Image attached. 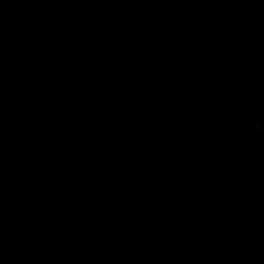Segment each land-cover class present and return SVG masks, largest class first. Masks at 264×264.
I'll list each match as a JSON object with an SVG mask.
<instances>
[{
	"label": "trees",
	"instance_id": "16d2710c",
	"mask_svg": "<svg viewBox=\"0 0 264 264\" xmlns=\"http://www.w3.org/2000/svg\"><path fill=\"white\" fill-rule=\"evenodd\" d=\"M25 1L33 13L0 0V227L11 218L10 200L31 205L6 241L17 264H26L30 252L45 258L53 225L59 227L56 245L67 253L60 264H72L87 241L105 263L104 239L92 218L74 212L86 198L84 185L62 184L57 176L73 169L68 147L27 120L48 129L66 125L102 151L107 123L88 117L101 100L95 87L109 83L108 99L117 102L108 109L136 135L160 113L148 94L165 76L172 107L199 103L206 88L226 96L225 112L203 111V129L174 120L163 137L140 148L147 167L132 182L142 191L161 187L166 201L185 176L189 215L178 221L192 224L224 206L218 226L236 231L246 218L236 208L254 201L257 172L264 169L258 128L264 121V12L232 34L245 11L231 0Z\"/></svg>",
	"mask_w": 264,
	"mask_h": 264
},
{
	"label": "flooded vegetation",
	"instance_id": "af4514ba",
	"mask_svg": "<svg viewBox=\"0 0 264 264\" xmlns=\"http://www.w3.org/2000/svg\"><path fill=\"white\" fill-rule=\"evenodd\" d=\"M112 128L108 124L103 131L102 151L97 152L91 146L90 160L88 157L71 156V148L66 144L65 158L72 162L73 169L57 175L62 184L76 180L84 185L86 198L74 208V212L76 216L92 218L93 228L104 239L106 246L105 264H113L117 259L115 250L120 244L127 246L120 249L118 254L127 257H132L141 246L146 264H166L168 260L176 258L177 263L170 261L169 264H264V169L257 172L261 186L254 201L237 213L246 218L239 219L245 222L239 223L236 231L231 226H218L217 217L226 211V207L222 209L224 206L199 215L192 224L178 221L181 216L189 215L186 204L191 196L189 180L185 176L181 178L179 192L174 198L163 202H172L178 194L187 192L188 197L181 209L171 216L174 221H169L165 216L157 217L143 228L144 214L150 213V198H155L157 194L164 198L163 191L161 187L153 192L142 191L139 185L132 182V175L147 167V163L139 158V150L144 143L127 153L122 147V136L107 141L106 134ZM81 139L90 144L86 139ZM127 157L137 165L130 163ZM115 182H122L123 189L112 190ZM83 208L87 213L82 212ZM100 218L103 222H100ZM152 238L161 241L153 243ZM86 243L91 244L89 241L84 243V252Z\"/></svg>",
	"mask_w": 264,
	"mask_h": 264
},
{
	"label": "rangeland",
	"instance_id": "374dc122",
	"mask_svg": "<svg viewBox=\"0 0 264 264\" xmlns=\"http://www.w3.org/2000/svg\"><path fill=\"white\" fill-rule=\"evenodd\" d=\"M5 1L20 7L26 13H33V9H31L26 4L25 0ZM229 4L239 5L245 11L244 18L239 21L236 27L231 31L232 34L239 33L242 30L246 29L248 25L251 24L252 21L257 17V15L264 12V3H259L255 0H231ZM259 51L264 53V49ZM113 85V83H109L105 88H101L98 86L95 87L96 91L100 94L101 100L95 103L94 109L89 115L88 120H103L107 123V125L111 124L113 128L110 129V133L106 134L107 141L111 140L113 137L122 136V147L127 153L132 152L133 149L141 147L143 143L144 145H142V147H146L156 139L163 137L165 130L171 125L174 120H178L179 122L191 120L194 123V126L198 130H201L203 129L201 115L205 109L210 107H218V110L220 112H225L227 109L226 96L224 94L214 96L210 88H206L204 98L199 103H195L190 106L173 105V107L170 103L169 106V102L171 100L168 93L171 86V81L168 76H165L158 89L148 94V97L154 98L159 101L161 106L160 113L157 117H152V122L149 123L146 129H144L139 135H136L129 128H127L126 125L124 126V123L126 124V121L123 122L122 116L108 109V105L117 102L114 99H108L109 90ZM27 123L30 125V127L40 126L47 131V136L49 138L57 139L69 145L72 151L71 156L74 155L76 157H88L89 160L91 159V143L88 144L87 142L83 141L81 137L79 138L76 133L68 126L65 125L63 129H48L41 124H37L35 121L27 120ZM119 125H122V127ZM258 128L264 132V121L258 124ZM127 160L130 163L137 165V163H135L129 157H127ZM121 185L122 182H115L114 187H112L111 189L122 190L123 187ZM187 197L188 194L184 191L180 195L178 194L174 201L166 204L163 203L166 202L165 199L158 194L155 198L151 197V205L148 209V212L150 213L145 212L144 214L143 228H146V226L151 224L152 220L157 217L165 216L169 221H174L171 219L172 214L176 210L181 209ZM9 204L12 210L11 218L4 226L0 227V264H17V262L14 260V258L6 248V241L10 237L15 227L19 224L20 216L31 206L28 203H19L13 199L9 201ZM222 209L225 210V207H223ZM240 209L245 210L246 207L237 209L235 211L236 214ZM82 212L87 213V210L83 208ZM100 222H103L101 218ZM123 223L126 224L127 221L124 220ZM58 230L59 227L53 225L50 232L45 237L47 251L45 258L43 260H40L36 258V256L32 252H30L26 264H60V261L66 256V253L61 251L56 245L55 236ZM85 246L87 249L83 255L70 257V260L73 262V264H105L98 260L97 254L95 253L91 244L86 243ZM126 246L127 244H120L116 247L115 253L117 259L113 264H146L144 260L145 254L141 252V246L139 248L140 250L134 252L132 257L119 255V250L125 248ZM170 261H176L177 263V258L168 260L166 264H169Z\"/></svg>",
	"mask_w": 264,
	"mask_h": 264
}]
</instances>
